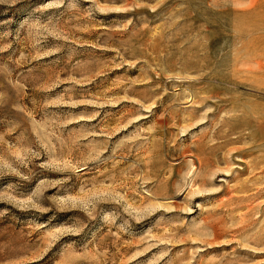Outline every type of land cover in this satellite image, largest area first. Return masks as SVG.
Here are the masks:
<instances>
[{
    "label": "rangeland",
    "instance_id": "rangeland-1",
    "mask_svg": "<svg viewBox=\"0 0 264 264\" xmlns=\"http://www.w3.org/2000/svg\"><path fill=\"white\" fill-rule=\"evenodd\" d=\"M0 264H264V0H0Z\"/></svg>",
    "mask_w": 264,
    "mask_h": 264
}]
</instances>
